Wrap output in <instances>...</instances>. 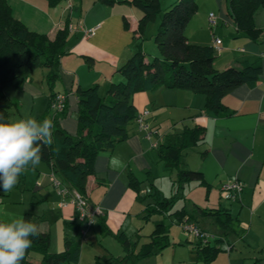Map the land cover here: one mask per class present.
I'll use <instances>...</instances> for the list:
<instances>
[{
    "label": "crops",
    "instance_id": "obj_1",
    "mask_svg": "<svg viewBox=\"0 0 264 264\" xmlns=\"http://www.w3.org/2000/svg\"><path fill=\"white\" fill-rule=\"evenodd\" d=\"M6 1L14 18L31 32L44 34L50 39L65 26L69 32L66 53L60 58L58 77L51 87L46 82L48 69L43 67L35 69L20 88H4L3 93L16 106L11 108L16 111L17 118L14 120L31 117L43 121L50 95H64L67 108L58 123L68 134L75 135L78 111L76 90L97 85L99 94L104 96L111 83L124 81L117 69L136 51L140 41L137 22L141 12L128 2L107 5L97 0L81 18L83 0H79L78 16L75 18V0H65L66 5L62 9L59 4L49 7L46 0ZM175 1L163 0L162 8H168ZM202 3L204 7L198 4V12L184 30L189 43L211 46L216 70L239 68L244 62L260 63L259 79L252 86L239 85L222 97L221 103L230 112L224 116H216L205 109L203 94L187 90L160 87L132 96L131 102L137 113L149 110L148 120L158 135L144 138L133 123L128 127L127 139L95 158L93 173L86 178L85 196L90 205L100 206L103 216L89 229L84 242L80 241V236L77 237L81 242L77 264H104L109 258H122L125 251L121 241L125 238L130 240L134 252H137L150 241V235L158 224L167 228L169 244L137 264H208L197 257V240L191 241L192 252H188L183 240L190 241L183 233H179L178 239H173L169 237V226L163 222L150 224L155 215L172 219L171 223L179 231L183 221L192 220L213 234L214 238L206 244L215 246L219 251L211 264L221 251L226 253L223 256L226 264H264V8H258L253 14V23L259 35L251 39L238 31L227 12L226 0H202ZM209 13L215 15L214 27L209 26ZM215 39L220 40L218 46L214 44ZM145 55L144 61L148 62ZM11 109L8 110L9 122H13L14 116ZM194 127L203 129V138L197 146L185 151L183 162L185 168L202 173L205 185L197 181L184 182L177 188L175 169L160 160L157 150L161 145L180 144L183 130ZM156 141L157 145L153 146ZM113 156L122 162L116 170L109 166ZM160 162L164 163L162 170H170V176H173L172 172L175 175V179L170 177L168 193L173 195L169 198L162 190L156 189L151 194L143 187L147 180L156 178L153 170L158 169ZM39 168L44 171L46 168V175H42L40 182L47 177V184L52 187L49 195L56 199L57 209L47 211L49 216L43 211L39 214L33 211L25 212L18 218L29 214L32 223L39 226V231L49 234V251L58 253L64 248V237L74 236L73 231L64 227V222L74 220L75 210L68 202L60 206L61 197L52 186L49 165ZM130 177L136 180L138 191L129 185ZM232 180L240 181L244 187L237 201L225 203L220 199L219 188ZM156 198H175L176 201L163 212V207L154 210V207L157 208ZM32 202L31 199L30 204ZM178 202L180 207L174 209ZM182 208L193 213V217L188 219L186 214L179 221L174 213ZM196 208L228 210L236 219L233 231L220 230L210 217L199 214ZM52 221L58 222L62 228L60 240L55 242L53 249L49 227ZM0 222H11L1 210ZM146 228H151V232L145 236L141 232ZM66 230L72 234L68 235ZM107 238L117 244L107 241ZM33 253L37 252L29 253L27 260L38 264L41 256L37 253L39 257H33Z\"/></svg>",
    "mask_w": 264,
    "mask_h": 264
},
{
    "label": "trees",
    "instance_id": "obj_2",
    "mask_svg": "<svg viewBox=\"0 0 264 264\" xmlns=\"http://www.w3.org/2000/svg\"><path fill=\"white\" fill-rule=\"evenodd\" d=\"M49 7H55L61 0H46ZM107 5L128 2L141 12L137 22L138 39L147 23L158 14V25L155 42L161 59L144 61L140 43L136 45L133 55L117 69L124 81L111 83L106 94L101 96L97 85L76 90L77 97V130L75 135L68 134L58 123L66 111H54L52 104L56 94H51L43 118L54 123L53 144L42 146L41 162L49 165L50 170L68 187L85 196L86 178L93 173V163L97 155L112 150L127 139L128 126L134 121L137 110L131 102L135 93L153 91L160 87L181 89L205 96V109L216 116L229 115L230 112L221 103L222 97L239 85L255 84L261 74V64L244 62L241 67H226L216 70L211 46H200L189 43L184 34L186 25L195 14L197 6L194 0H177L168 8H160L158 0H99ZM229 16L238 31L251 39L259 35L253 23V14L258 8H264V0H226ZM69 32L67 26L58 30L53 39L44 34L29 31L24 24L15 19L6 0H0V122L8 121V110L15 108L3 90L5 87L20 88L30 79L37 68H47L46 82L51 87L58 77L61 56L65 52ZM201 127L185 128L180 144L161 145L157 150L161 161L168 163L176 171L177 188L184 182L197 181L205 185L200 171L184 167L185 151L197 146L203 138ZM129 185L138 191L136 180L130 177ZM86 197V196H85ZM176 199L156 198L155 209L167 210ZM151 209V208H150ZM199 214L210 217L215 225L225 232L233 231L236 221L226 209L196 208ZM179 221L193 213L184 208L175 212ZM25 220L32 222L26 214ZM64 227L74 232L72 237H64V248L61 252L49 251L50 237L40 232L32 238V245L27 250L21 264H32L27 260L29 253L37 252L41 259L38 264H77L80 257L81 242L77 239L81 225L76 221L64 222ZM125 255L120 258H109L104 264H137L139 260L155 254L165 248L168 242L167 228L158 224L150 235V241L134 252L129 239L121 241ZM197 257L211 264L219 249L215 246L196 245Z\"/></svg>",
    "mask_w": 264,
    "mask_h": 264
},
{
    "label": "rangeland",
    "instance_id": "obj_3",
    "mask_svg": "<svg viewBox=\"0 0 264 264\" xmlns=\"http://www.w3.org/2000/svg\"><path fill=\"white\" fill-rule=\"evenodd\" d=\"M97 1V0H83L82 2V17H84V14L86 13L85 10L89 9L92 6V2ZM197 6V10L195 12V14L198 12V7L200 4V7H204V4L202 3V0H194ZM65 0H61L59 2V6L60 8H64L65 7ZM159 5L160 8L162 9V11L164 10L163 7V0L159 1ZM74 9H75V15L74 17L77 18L78 16V6H79V0H75L74 2ZM194 14V15H195ZM160 15L158 14L155 19L149 21L147 23V25L144 27L143 32H142V38L140 39V46H141V50L143 53H145V57L147 58L148 62H151L154 58L157 59H161L160 53L158 51L157 48V43L155 42V36L157 33V29H158V25L160 22ZM193 15V16H194ZM193 16L191 17V19L193 18ZM190 19V20H191ZM198 19V17H197ZM189 20V21H190ZM209 30V29H207ZM16 111L14 109H11V114H13V118L12 120L15 121L14 119L17 118V115H15ZM134 122H131L129 125H132ZM129 127V126H128ZM164 164L162 162H160V165L158 167V169L156 171L153 170L155 174V179H149L145 182V184H143V187H145V189L148 191V193L154 192V190H162V192L164 193V196L169 198L170 192L168 193V189L170 190V177H173V179H175V175L174 172L173 176H170V170H166L161 168V165ZM44 163H40L39 166H44ZM39 166H37L36 168H32L31 166H29L19 177V182L18 184L8 193H5L2 188H0V201L1 206H0V210L1 212H4V216H6V218L10 219L11 221L18 219L19 216H22L23 213L25 212H35L37 214L41 213V211L47 213L46 215L49 216V212L47 211H53L56 210V199L52 198L51 195H49L51 193L52 187H50V185H48V179L46 177L45 180H42L40 182V179L42 177V175H46V168L45 171L41 170L39 168ZM194 170V169H193ZM44 171V172H43ZM40 172V173H39ZM50 174V172H49ZM48 175V174H47ZM56 178H59L58 176H56ZM39 183V184H38ZM190 183H195L194 181L190 182ZM37 188H40L39 190H36ZM197 192V191H195ZM33 196V198H32ZM196 197L197 200V196ZM201 197V196H200ZM33 200L32 204H30V200ZM43 199V200H42ZM202 199V198H201ZM220 199L225 202V203H229V201H226L224 199H222L220 197ZM35 201H37L36 203H34ZM201 201V200H200ZM202 203V202H200ZM180 207V202H178L176 204V206L174 207V209H178ZM159 217V218H158ZM171 220H169V218L167 217H162L161 215H155L152 217V220L150 222H163L165 225L169 226V237L173 238V239H178L179 238V233H183L184 232L180 229H178V227L174 224L171 223ZM151 226V225H150ZM49 227H50V231H51V240H52V249L54 247V244L56 241L60 240V237L62 235V228L60 227L58 222H50L49 223ZM201 227V226H200ZM203 228V227H202ZM204 229V228H203ZM206 230V229H205ZM151 232V228H146L143 229V231L141 232L142 235H148ZM66 233L68 235H71L72 233L69 232V230H66ZM184 236H186L184 234ZM107 241H111V243L113 244H117L115 241H113V239L111 238H107ZM183 243L186 245V247L188 248V252L191 251V241L190 242H186V240H183ZM184 252L187 250H183ZM224 252H220L218 255L217 260L213 263V264H226V262L223 261V256H225ZM33 257H39V254L37 253H33L32 254ZM166 258H168V255L165 254L164 255ZM168 260V259H167ZM198 264H204V263H198ZM245 264H248L245 262Z\"/></svg>",
    "mask_w": 264,
    "mask_h": 264
},
{
    "label": "clouds",
    "instance_id": "obj_4",
    "mask_svg": "<svg viewBox=\"0 0 264 264\" xmlns=\"http://www.w3.org/2000/svg\"><path fill=\"white\" fill-rule=\"evenodd\" d=\"M53 129L51 119L37 121L29 117L0 122V188L5 193L18 184L20 175L29 166L40 165L42 146L53 144ZM109 166L116 170L122 162L113 156ZM39 234V226L24 218L0 222V264H21L32 238Z\"/></svg>",
    "mask_w": 264,
    "mask_h": 264
},
{
    "label": "built area",
    "instance_id": "obj_5",
    "mask_svg": "<svg viewBox=\"0 0 264 264\" xmlns=\"http://www.w3.org/2000/svg\"><path fill=\"white\" fill-rule=\"evenodd\" d=\"M208 23L210 27H214L216 25V19L213 13H209L208 15ZM214 44L215 46H218L220 44V40L215 39ZM65 102L66 97L64 95L56 94L52 104V109L54 111L63 110L65 107ZM149 113V110L138 112L133 121L137 126L138 132L147 139H150L152 136L158 135V131L156 130V128L151 126V123L148 120ZM156 145L157 141L153 143V146ZM50 177L52 186L57 189V192L61 197L60 206L65 205L66 202L73 205L76 221L81 225L79 232L80 241L84 242L89 229L92 228L97 219L103 216L102 209L100 208V206L90 205L85 196L63 184L58 178H56L51 170ZM243 187L244 186L240 181L232 180L220 186L219 195L226 201L235 202L239 199ZM181 228L189 241L197 240L202 244H206L210 241V239L214 238L213 234L203 229L192 220L183 221L181 223Z\"/></svg>",
    "mask_w": 264,
    "mask_h": 264
}]
</instances>
